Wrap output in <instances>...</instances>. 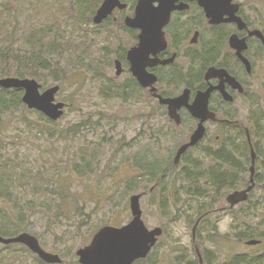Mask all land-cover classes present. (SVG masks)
Segmentation results:
<instances>
[{
	"label": "rangeland",
	"instance_id": "1",
	"mask_svg": "<svg viewBox=\"0 0 264 264\" xmlns=\"http://www.w3.org/2000/svg\"><path fill=\"white\" fill-rule=\"evenodd\" d=\"M136 1L95 25L101 0L93 15L96 0H0V75L15 77L19 68L41 90L57 84L56 102L66 104L55 122L23 104L0 117V172L14 176L10 197L0 198L1 236L28 233L61 264H79L77 249L100 228L127 224L129 198L141 194L142 221L149 230L161 228L162 236L137 264H200L199 258L229 264L235 257L239 264H264V146L250 198L230 209L225 197L248 185L250 165L241 167L236 184L214 191L207 170L211 177L215 163L204 156L208 126L188 152L201 173L192 194L181 174L187 166L180 160L173 167L195 127L191 117L183 113L176 125L146 92L126 87L128 71L116 75L115 60L135 41L123 19L133 16ZM38 54L48 69L29 59ZM239 118L264 139V91L256 105L241 107ZM243 232L261 243L246 246L236 238ZM0 264L39 263L25 246L0 244Z\"/></svg>",
	"mask_w": 264,
	"mask_h": 264
},
{
	"label": "flooded vegetation",
	"instance_id": "2",
	"mask_svg": "<svg viewBox=\"0 0 264 264\" xmlns=\"http://www.w3.org/2000/svg\"><path fill=\"white\" fill-rule=\"evenodd\" d=\"M206 2L208 7L210 5L214 8L210 10L209 16L198 0H175L174 6L182 8L172 10L169 20L163 25L161 44L158 50L149 54L146 71L155 76L153 87L162 98H176L188 91V103L192 104L198 92L209 89V119L204 122V138L209 126V159L215 163L213 155L219 153L223 156H237L236 167L239 169L243 167L240 155H244L239 154L240 151L248 156V164L251 166L250 144L255 153V163L260 160V146H264V139H259V135L251 127L242 125L239 118L241 107L244 104L256 105L264 91V0ZM157 5L155 2L154 6ZM127 8L128 5L125 10H116L123 12ZM126 17L130 16H125L124 19ZM130 30L136 34L134 44L129 49L138 45L140 32L137 29ZM128 50L124 56L115 60L120 65V74L116 75L128 71L131 83L127 86L134 85L159 104V100L150 92L151 87H141L130 72ZM155 61L167 63L154 64ZM172 88L176 91H171ZM159 106L168 116L167 106ZM183 113L191 117L194 132L199 121L186 108L179 110L181 120ZM246 132L250 137V144ZM234 146L238 147V152H235ZM218 167L229 172V168L223 164ZM248 185L233 192L245 190ZM251 194L252 192L248 199Z\"/></svg>",
	"mask_w": 264,
	"mask_h": 264
},
{
	"label": "water",
	"instance_id": "3",
	"mask_svg": "<svg viewBox=\"0 0 264 264\" xmlns=\"http://www.w3.org/2000/svg\"><path fill=\"white\" fill-rule=\"evenodd\" d=\"M155 2L158 3L156 7L154 6ZM174 2L175 0H137L134 15L132 17H126L123 22L127 28L140 31L138 34V45L129 49L127 52V60L131 65L130 72L136 78L139 85L143 88L151 87L150 92L159 100L160 105L167 106L168 117L176 125H179L181 122L179 115L181 108H186L189 114L199 121L190 140L181 145L175 153L173 164L177 166L180 158L186 151L196 146L204 138V122L209 119V89L205 92H198L192 104L188 103V91H184L176 98H162L156 94V89L153 87L156 82L155 76L146 71V67L149 64V54L158 50L161 44L163 25L169 20L172 10L182 8L175 7ZM198 2L207 13V16H209L210 10H214L210 5L209 7L207 6L206 0H198ZM126 7L127 5L120 0H102L92 17V22L95 25H100L113 14L114 10L118 9L122 11ZM153 63L166 64L167 62L155 61ZM115 68L116 74H120L118 61H115ZM0 89L22 90L21 103L28 110L36 111L50 121L55 122L64 114L66 104L56 102L55 99L60 90V86L57 84L41 90V86L34 79L4 77L0 78ZM246 133L250 144V137L248 132ZM250 149L251 166L249 168V185L245 190L235 191L226 197L225 200L230 209L246 202L249 193L255 187V153L251 144ZM141 197V194H137L129 198L131 220L127 224L121 227L104 226L93 235L87 246L77 249L75 254L79 264H134L136 261L144 260L148 256L156 246L158 239L162 236V229L154 228L149 230L144 225L140 208ZM199 220L192 229L193 235ZM260 243V240L251 239L244 244L246 246H256ZM0 244H20L25 246L40 261L46 264L62 263L59 255L44 251L37 238L28 233H21L10 238L0 236ZM199 263L201 264L200 258Z\"/></svg>",
	"mask_w": 264,
	"mask_h": 264
},
{
	"label": "trees",
	"instance_id": "4",
	"mask_svg": "<svg viewBox=\"0 0 264 264\" xmlns=\"http://www.w3.org/2000/svg\"><path fill=\"white\" fill-rule=\"evenodd\" d=\"M100 0H96V3L94 4V7L91 9L90 15L94 14V10L95 8L98 6ZM122 3L127 4L128 0H120ZM90 2V1H89ZM128 9V8H127ZM29 59L31 60H37L39 63V65L42 67V69H48V63L45 60V58L41 57L39 54L38 55H33L31 56ZM23 64L26 63L25 61H21ZM33 64V62L31 63ZM1 77H6L8 75H0ZM15 77L17 78H21L24 79L27 75L24 74V72H21V70H19V68L17 69L16 73L14 74ZM126 87H128L126 85ZM113 89L111 87L108 88V91L106 92L107 96H111L113 93ZM23 91L22 90H0V117L2 114L9 112L12 109L15 108H19L22 106L21 103V96H22ZM41 117H44L42 114H40ZM45 118V117H44ZM235 147V152H238V147ZM189 152V151H188ZM188 152L185 153L182 157H181V161L183 164H185L187 166V168L182 169L181 174L183 176V179L186 181V183H188V187L187 188H192L193 193L197 195V184L196 181L197 179H199L201 177V173L200 168H199V163L197 161H195L194 159L190 158L188 156ZM206 153V152H205ZM239 154H244V155H240L243 160L241 161L240 164H246L248 163V156L240 151ZM204 156H206L207 158H209V152H207ZM213 159L215 161V167H213L212 169V174L210 177L209 174V169L207 170V173L209 175V181H210V186L213 188L214 191H218L221 190L223 188H225V186H232L234 184H236L240 179V169L241 168H237L236 164H238V157L237 156H233V155H229V156H223L222 154H215L213 155ZM180 161V162H181ZM223 164L224 166L229 168V172H224L222 171V169L220 167H218V165ZM173 165V164H172ZM173 167H176L173 165ZM231 169V170H230ZM157 170H153L150 171V180H153L152 178L156 175L155 172ZM13 181H14V176L11 174V172H9L8 170H2L0 172V198H3L4 200H7L10 197V192L12 190V187H14L13 185ZM227 182H229L228 184H226ZM191 194V195H192ZM206 205H202L199 209V211L203 210L205 208ZM3 213L2 210H0V214ZM203 215H200V217H202ZM205 217V216H204ZM200 219L203 220V218ZM1 219L2 216H0ZM2 230H4V228L1 227L0 225V236L2 235L1 233ZM236 238L238 239V241H243V240H251V235L248 232H243V233H238V235L236 236ZM37 262L39 264H44V262L40 261L37 257ZM239 257H235L233 259L232 262H230L229 264H239L238 261ZM143 261V260H141ZM141 261H137L134 264H137Z\"/></svg>",
	"mask_w": 264,
	"mask_h": 264
}]
</instances>
